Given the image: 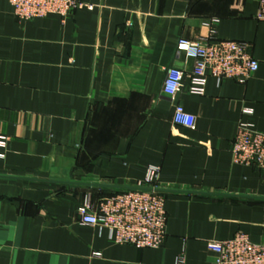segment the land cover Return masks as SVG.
Here are the masks:
<instances>
[{"label":"crops","instance_id":"1","mask_svg":"<svg viewBox=\"0 0 264 264\" xmlns=\"http://www.w3.org/2000/svg\"><path fill=\"white\" fill-rule=\"evenodd\" d=\"M65 18L20 21L0 0V264H215L207 242L242 234L264 245V174L232 162L239 122L264 135V23L259 0H81ZM247 46L245 83L208 79L204 95L162 92L186 75L180 39ZM176 106L195 129L173 123ZM251 111V115H245ZM159 167L166 237L116 244L80 222L88 197L139 186Z\"/></svg>","mask_w":264,"mask_h":264},{"label":"built area","instance_id":"2","mask_svg":"<svg viewBox=\"0 0 264 264\" xmlns=\"http://www.w3.org/2000/svg\"><path fill=\"white\" fill-rule=\"evenodd\" d=\"M14 16L20 21L44 19L49 16L66 17L81 8L79 0H7ZM258 21L264 23V0H259ZM217 20L203 24L208 30L204 43L180 39L177 55L194 62L190 73L170 68L163 82L162 92L174 97L188 79L190 95H204L208 79L218 84L225 80L245 83L258 70V62L249 54L247 46L234 41H215ZM251 115V111H245ZM173 123L195 129V118L176 106ZM7 139L0 137V148ZM235 165L254 167L264 174V135L255 131L251 123L239 122L230 143ZM159 167L147 168L142 183L133 189L115 191L103 197L95 206L86 197L78 209L80 222L107 231L116 244H128L137 249H158L166 237L165 198L157 188ZM207 249L215 255V264H264V245L252 243L247 236L238 234L226 241H210ZM182 260H179V264Z\"/></svg>","mask_w":264,"mask_h":264},{"label":"rangeland","instance_id":"3","mask_svg":"<svg viewBox=\"0 0 264 264\" xmlns=\"http://www.w3.org/2000/svg\"><path fill=\"white\" fill-rule=\"evenodd\" d=\"M79 3L81 4V8H77V9H82V8H86V9H89V10L92 9V6L83 4V3L81 2V0H79ZM10 7H11V6H10ZM77 9H75V10H77ZM75 10H73L72 12H74ZM72 12H70L68 15H70ZM68 15H67V16H68ZM67 16H66V17H67ZM62 18H65V17H62Z\"/></svg>","mask_w":264,"mask_h":264},{"label":"water","instance_id":"4","mask_svg":"<svg viewBox=\"0 0 264 264\" xmlns=\"http://www.w3.org/2000/svg\"><path fill=\"white\" fill-rule=\"evenodd\" d=\"M161 192V191H160Z\"/></svg>","mask_w":264,"mask_h":264}]
</instances>
